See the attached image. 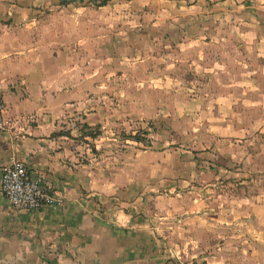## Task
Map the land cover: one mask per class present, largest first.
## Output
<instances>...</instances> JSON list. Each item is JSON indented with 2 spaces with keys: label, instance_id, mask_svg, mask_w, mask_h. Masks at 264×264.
<instances>
[{
  "label": "crops",
  "instance_id": "obj_1",
  "mask_svg": "<svg viewBox=\"0 0 264 264\" xmlns=\"http://www.w3.org/2000/svg\"><path fill=\"white\" fill-rule=\"evenodd\" d=\"M0 97V264H264V0H0Z\"/></svg>",
  "mask_w": 264,
  "mask_h": 264
},
{
  "label": "built area",
  "instance_id": "obj_2",
  "mask_svg": "<svg viewBox=\"0 0 264 264\" xmlns=\"http://www.w3.org/2000/svg\"><path fill=\"white\" fill-rule=\"evenodd\" d=\"M70 4L82 2L89 5H100L104 0H56ZM5 125L4 103L0 97V129ZM0 190L8 204L16 209L39 211L44 206L56 208L60 199L49 192L39 176L29 173L23 161H14L1 169Z\"/></svg>",
  "mask_w": 264,
  "mask_h": 264
},
{
  "label": "rangeland",
  "instance_id": "obj_3",
  "mask_svg": "<svg viewBox=\"0 0 264 264\" xmlns=\"http://www.w3.org/2000/svg\"><path fill=\"white\" fill-rule=\"evenodd\" d=\"M63 15H64V18H65V23H66V26H65L66 36H71V32H72V25H71V23H72V18H73L72 17V10L69 9V8L66 9V10H64V14ZM163 42H166V41L162 40L161 43H160V46L159 47L156 46V47L160 48L161 51H160V54L159 55H156L155 58H154V60H156V62H157V65L160 67L159 70H158V68H157V70L160 73L162 72L160 74L162 76L163 75H167V74H163V72H165L167 70L165 67H166L168 61H172L174 63L175 62V57H176V55H173V57H170L169 58L165 54V53H170V51L172 52V48L174 46H172V44L170 46H167L168 44L163 43ZM180 48H185V47L184 46H181ZM186 59H188L189 62L190 61H197V63L199 64L200 63V60H201V57L200 56H194V57H191V56H189V57L178 56L176 62H177V66H180V68L176 70V74L175 75H177L178 77H180L181 80H184V79H188V80L189 79H195V81H197V80L198 81H204L205 78L208 79L207 76L204 75V73H200V72L199 73H195V69H194L195 66H193V69L192 68H189V67H186V63H187ZM205 59H207V58H205ZM211 60H212V58H211ZM211 75H215V73H211ZM226 76H227V72H223L221 74V77L226 78ZM209 77L210 78H213V79L216 78L214 76H209ZM177 124L178 125L176 127H182V126H184V123L183 122H177ZM193 124H195V125L197 124L195 122V120H194V123ZM147 126H150L151 128L154 127V125L152 123L151 124L149 123ZM147 126H146V128H147ZM196 126H198V125H196ZM173 127H175V126H172V128ZM141 131L142 130L140 129V132ZM137 134H138V132H136L134 135H137Z\"/></svg>",
  "mask_w": 264,
  "mask_h": 264
},
{
  "label": "trees",
  "instance_id": "obj_4",
  "mask_svg": "<svg viewBox=\"0 0 264 264\" xmlns=\"http://www.w3.org/2000/svg\"><path fill=\"white\" fill-rule=\"evenodd\" d=\"M130 137H132V139H138L137 135L130 136Z\"/></svg>",
  "mask_w": 264,
  "mask_h": 264
}]
</instances>
